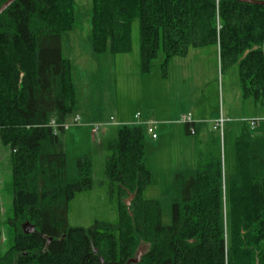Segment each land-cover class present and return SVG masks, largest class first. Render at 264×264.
Here are the masks:
<instances>
[{"label": "trees", "instance_id": "obj_1", "mask_svg": "<svg viewBox=\"0 0 264 264\" xmlns=\"http://www.w3.org/2000/svg\"><path fill=\"white\" fill-rule=\"evenodd\" d=\"M75 3L16 0L0 15V144L10 150L14 192L13 244L0 264H264V122L253 128L240 123L231 149L213 139L195 168L173 174L171 225L163 224L161 201L143 197L152 181L147 129L122 125L106 160L119 221L69 227L70 201L94 185L89 157L78 158L76 177H69L64 145L49 127L52 119L66 122L78 104L71 61L62 50V35L76 22ZM91 3L94 54L130 52L138 20L144 73L161 46L166 69L191 48L216 45L222 65H238L243 97L264 105V6L235 0ZM192 125L186 124L189 134ZM1 214L0 205V238Z\"/></svg>", "mask_w": 264, "mask_h": 264}, {"label": "rangeland", "instance_id": "obj_2", "mask_svg": "<svg viewBox=\"0 0 264 264\" xmlns=\"http://www.w3.org/2000/svg\"><path fill=\"white\" fill-rule=\"evenodd\" d=\"M91 9V0H76L75 25L62 35L63 56L71 61L78 104L66 120L71 126L59 132V139L67 154L69 177H76V160L89 157L94 180L92 190L78 192L70 201L68 225L89 228L96 221H119L118 201L109 193L106 160L111 154L109 144L116 140L119 128L137 122L156 123L153 129L158 134V139L153 140L145 130V161L152 181L143 197L160 200L163 224L171 225L173 174L195 168L200 152L213 139H220L221 149L224 143L231 149L240 128L237 121L264 114V105L243 97L238 65H222L216 45L191 48L187 56L173 57L166 69L161 46L151 71L144 73L138 20L132 25L130 52L94 54L90 42ZM138 112L142 114L140 120L136 119ZM77 113L83 117L78 125L72 121ZM184 115L200 123L196 135L187 132L181 122ZM221 116L234 120L226 124L225 137L213 130ZM89 120L103 124L98 139L91 125L85 124ZM13 199L10 150L0 144V258L13 244Z\"/></svg>", "mask_w": 264, "mask_h": 264}, {"label": "built area", "instance_id": "obj_3", "mask_svg": "<svg viewBox=\"0 0 264 264\" xmlns=\"http://www.w3.org/2000/svg\"><path fill=\"white\" fill-rule=\"evenodd\" d=\"M142 117V114L140 112H138L136 114V119L140 120ZM113 120V119H112ZM234 120L229 118V117H224V116H221L218 120L215 121L214 123V126H213V130L214 131H217L220 133V135L222 137H224V131H225V126L226 124L228 123H232ZM264 121V118H251V119H246V118H242V119H239L237 122L239 123H247L249 124L252 128L255 127L258 123L260 122H263ZM182 123L184 124H187V125H192L190 127V134L191 135H196L197 134V128H196V125H197V122L193 121L191 115H184L182 117V120H181ZM80 124L81 123V117L79 115H77L75 117V120L73 122V124ZM156 124V123H153V122H137L135 125H143L146 127L148 133H150L153 137V139H157L158 138V134L154 131L153 129V125ZM102 123H99V122H96V123H92L91 124V130H92V133L94 135V138L95 139H98L100 137V130H101V127H102ZM71 126V124H68V123H59L57 120L55 119H52L51 122L49 123V127H51L54 131L55 134L59 133V131L61 129H64V130H67L69 127Z\"/></svg>", "mask_w": 264, "mask_h": 264}, {"label": "water", "instance_id": "obj_4", "mask_svg": "<svg viewBox=\"0 0 264 264\" xmlns=\"http://www.w3.org/2000/svg\"><path fill=\"white\" fill-rule=\"evenodd\" d=\"M15 1H16V0H8L7 2H5V3L0 7V15H1V14H2L7 8H9V6H10L11 4H13ZM235 1L243 2V3H247V4H251V5H262V6H264V1H258V0H235ZM247 54H248V52H246L245 56H246ZM132 199H133V196L130 197V198L127 200L126 204H127L128 206H130ZM34 231H35V227H30L29 232H30V233H33ZM51 240H52V238H50V241H51ZM141 254H142V251H140V256H141ZM139 260H140V257H139L138 261H139ZM102 261H103V259H102ZM138 261H135V263H137Z\"/></svg>", "mask_w": 264, "mask_h": 264}, {"label": "crops", "instance_id": "obj_5", "mask_svg": "<svg viewBox=\"0 0 264 264\" xmlns=\"http://www.w3.org/2000/svg\"><path fill=\"white\" fill-rule=\"evenodd\" d=\"M75 86H76V84H75ZM77 115H79V116L81 117V121H83V117L81 116V114H80V113H77ZM77 115H76V116H77ZM76 116H74V117L72 118V121H73V122H74ZM262 116L264 117V114L254 115L253 117H254V118H257V117H262ZM72 121H71V122H72ZM94 122H96V121L89 120V121H86L85 124H90V125H91V124L94 123ZM66 123H67V122H66ZM68 124H71V123H68ZM80 124H81V123H80ZM197 124H200V123H197ZM90 127H91V126H90ZM197 127H198V131H199V126H197ZM157 139H158V138H157ZM153 140H156V139H153Z\"/></svg>", "mask_w": 264, "mask_h": 264}]
</instances>
